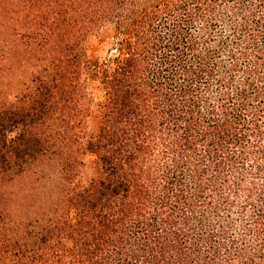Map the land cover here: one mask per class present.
Instances as JSON below:
<instances>
[{
  "label": "trees",
  "instance_id": "16d2710c",
  "mask_svg": "<svg viewBox=\"0 0 264 264\" xmlns=\"http://www.w3.org/2000/svg\"><path fill=\"white\" fill-rule=\"evenodd\" d=\"M0 264H264V0H0Z\"/></svg>",
  "mask_w": 264,
  "mask_h": 264
},
{
  "label": "rangeland",
  "instance_id": "374dc122",
  "mask_svg": "<svg viewBox=\"0 0 264 264\" xmlns=\"http://www.w3.org/2000/svg\"><path fill=\"white\" fill-rule=\"evenodd\" d=\"M112 36V28L104 27L94 32L86 41L85 55L87 61L91 63V69L93 72L94 63H102L107 58L109 40ZM88 91L91 95L93 106L103 102L104 92L99 81L92 76L88 82ZM14 134H10L9 137H13Z\"/></svg>",
  "mask_w": 264,
  "mask_h": 264
}]
</instances>
